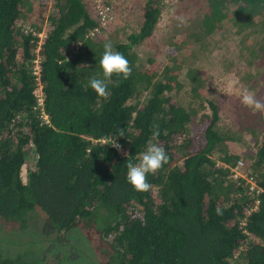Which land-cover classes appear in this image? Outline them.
Returning <instances> with one entry per match:
<instances>
[{"label":"trees","instance_id":"obj_1","mask_svg":"<svg viewBox=\"0 0 264 264\" xmlns=\"http://www.w3.org/2000/svg\"><path fill=\"white\" fill-rule=\"evenodd\" d=\"M31 3L0 0V232L25 229L36 207L61 238L81 222L92 226L106 244L107 264H264V135L247 154L256 191L245 178L231 176L229 168L243 156L217 127L216 102L194 94V68L186 71L189 96L205 102L210 113L174 96L181 89L176 61L160 76L154 63L139 65L133 44L150 36L159 0H146L138 27L113 44L133 70L127 80L113 77L119 83L109 85L107 100L89 84L102 77L105 43L98 38L104 28L86 36L99 23L86 0H54L47 14L39 0L35 13L49 26L35 30L23 26ZM208 6L199 26L204 34L226 18L239 28L256 16L264 19V0H208ZM40 29L45 36L38 45ZM36 55L42 104L34 92ZM144 89L148 94L139 105ZM203 113L209 120L197 138L195 124ZM156 130L153 143L170 160L149 174L153 189L138 192L127 181V159L139 163ZM214 153L227 166L217 165ZM15 251H0V264H63V258L48 262L30 246Z\"/></svg>","mask_w":264,"mask_h":264},{"label":"rangeland","instance_id":"obj_2","mask_svg":"<svg viewBox=\"0 0 264 264\" xmlns=\"http://www.w3.org/2000/svg\"><path fill=\"white\" fill-rule=\"evenodd\" d=\"M30 1L33 7L27 13L29 18L25 12L22 14L24 28H47L48 20L45 17L38 20L35 13L39 0ZM106 1L112 6L114 19L102 27L104 33L98 38L104 43L115 44L126 40L128 34L138 27L146 0ZM86 2L96 16L95 0ZM53 4L54 0H42L40 6L46 8L47 14L53 9ZM159 4L161 11L150 36L144 42L133 44L139 65L150 67L154 63L157 76H160L163 69L173 66L172 61H176L181 89L173 92L174 96L191 108L210 113L205 102L198 104L200 99L195 98L197 101L194 102L189 96L190 83L186 71L188 73L194 68L189 74L190 79L191 76L194 78L191 79L194 94H205L216 102L219 112L217 127L230 135L236 154L243 156V168L253 171L252 160L247 158V154L254 153L264 135V112H256L243 105L241 96L244 90H248L264 102V19L256 16L251 25L239 28L226 18L213 31L204 34L199 26L203 14L209 9L208 0H159ZM37 35L39 45L44 30H38ZM38 49L39 46L35 51ZM175 69L167 71L171 73ZM39 82L37 80L34 87L37 95L42 94ZM147 94L146 89L142 90L137 104L144 103ZM208 113L200 114L196 121L197 138L201 137L209 120ZM217 154H212L216 164L227 166ZM28 160L33 164V158L28 156ZM27 223L22 231L10 229L8 233L0 232L1 252L14 255L16 249L30 246L40 250L41 258L46 257L48 262L63 258V264H107L106 244L98 239V233L92 226L81 222L72 229L73 233L67 231L66 237L61 238V234L48 222L46 214L36 207L28 213Z\"/></svg>","mask_w":264,"mask_h":264},{"label":"clouds","instance_id":"obj_3","mask_svg":"<svg viewBox=\"0 0 264 264\" xmlns=\"http://www.w3.org/2000/svg\"><path fill=\"white\" fill-rule=\"evenodd\" d=\"M102 68V77H92L89 81L90 87L95 90L99 97L107 100L111 92L109 85L118 86L119 80L113 81V77L127 80L132 74L130 61L119 51L115 50L111 42L104 44V51L99 61ZM241 103L256 112H264V102L259 100L253 92L244 90L241 96ZM159 131L152 133V138L147 143V149L139 157V163L134 164L128 156L127 159V181L138 192H149L153 185L148 181L149 174L155 175L166 164L170 157L165 148L158 143H153L159 136ZM118 136L124 137L125 130L120 128ZM111 146L121 149V146L113 141ZM127 156V153H125ZM217 214L221 215L222 210L217 207Z\"/></svg>","mask_w":264,"mask_h":264},{"label":"built area","instance_id":"obj_4","mask_svg":"<svg viewBox=\"0 0 264 264\" xmlns=\"http://www.w3.org/2000/svg\"><path fill=\"white\" fill-rule=\"evenodd\" d=\"M95 8H96V15H97L99 23L97 26L90 28L88 30V32L86 33V36H89V37H93V36L99 34L102 27L114 19L112 7H111L110 3H108L106 0H95ZM44 36H45V33H44ZM32 61H33L32 72L35 75L36 83H37V80H39V70H40V61H39L38 55H36ZM38 85H41V83L39 82ZM41 92H42V90H41ZM36 96H37L39 104H42L43 93L40 95L36 94ZM41 114H42V117L45 119L46 114L43 112V109H41ZM243 167H244V163L241 159H239L236 162V164H234L233 166L230 167L231 176L233 178H239V177L245 178L246 181H248L250 183L249 188L252 190L254 189V190L258 191V187H257L254 179L252 178V176L248 175V171H246Z\"/></svg>","mask_w":264,"mask_h":264}]
</instances>
